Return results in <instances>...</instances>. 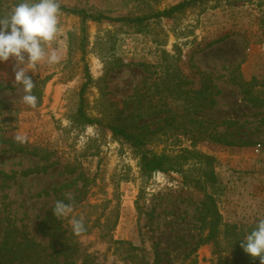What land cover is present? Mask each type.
<instances>
[{
	"label": "rangeland",
	"instance_id": "rangeland-1",
	"mask_svg": "<svg viewBox=\"0 0 264 264\" xmlns=\"http://www.w3.org/2000/svg\"><path fill=\"white\" fill-rule=\"evenodd\" d=\"M180 1L60 0V5L133 18ZM21 2L0 0V18ZM58 27L57 38L46 48L58 51L60 63L41 61L35 73L28 72L38 84L36 108L25 105L22 86H14L15 59L0 62V82L9 86L0 90V135H26L27 144L39 154L17 153L0 143V247L7 235L10 241L26 235L47 245L49 239L38 232L45 217L58 220L63 228L72 218L89 217L91 225L99 217L102 223L101 203L109 200L107 209L117 206L118 219L108 239L99 237L97 227L74 238L78 253L94 254L92 264H180L184 256L210 264L215 247L201 242L204 233L194 221L193 200L200 193L185 190L177 172H154L143 182L138 155L114 137L107 124L133 120L131 114L140 107L160 108L163 113L140 122L152 128L165 125L160 142L152 147L171 154L192 147L188 132L195 128L190 117L211 122L209 132L223 141L193 144L211 158L215 181L207 192L222 222L235 224L245 236L264 214V108L248 103L236 80L254 78L253 91L264 95V0H199L173 18H151L142 25L83 21L77 13L60 9ZM198 72H204L220 94L212 108L187 114L189 103L180 92L198 88ZM87 80L83 104L85 114L98 120L92 124L75 118L78 92ZM45 151L48 159L41 157ZM42 166L48 167L22 175ZM79 174L89 180L87 193L68 217L57 219L53 205L79 192ZM142 182L144 208L154 209L152 218L139 214L135 206ZM111 239L122 242L113 244Z\"/></svg>",
	"mask_w": 264,
	"mask_h": 264
},
{
	"label": "trees",
	"instance_id": "trees-1",
	"mask_svg": "<svg viewBox=\"0 0 264 264\" xmlns=\"http://www.w3.org/2000/svg\"><path fill=\"white\" fill-rule=\"evenodd\" d=\"M196 1L199 0H182L169 8L154 12L153 14L133 18L109 17L102 14H93L84 9L67 8L62 5H60V9L70 13H77L83 21L89 18L95 21H127L136 25H142L151 18H173L175 13L183 11L188 5ZM82 31H84V28H82ZM222 39L223 37L213 40L208 45L219 42ZM197 74L202 79L198 88L188 90L187 92H180V94L185 93V100L189 103L188 107L185 108L187 114L212 108L216 104V96L220 94V91L215 88V85L207 78L204 72H198ZM33 82L36 86L32 90V94L37 97L38 101L40 98L38 84L35 81ZM87 83L88 80L82 84L78 92L79 105L75 112V118L86 124H92L97 123L98 120L91 119L85 114L83 104V93ZM236 83L248 103L257 108H264V95L253 91L254 78L249 81L240 78L238 81L236 80ZM8 87V85L0 82V90ZM134 111L135 113L133 112L131 114L135 117L133 120L126 121V119H123L122 123H108L107 127L114 137L128 144L138 155L139 173L143 182H145L143 179L147 180L154 172H177L181 175L180 183L185 190L193 189L200 193L201 196L193 200L195 205L194 221L198 224L199 232L201 234L204 233L200 238L201 242L212 243L213 247H215L213 250L215 258L210 264H260L259 257L252 258L240 247L244 238L256 228L260 218L256 219L248 227V230H246L245 236H242L237 231L235 224H224L222 222V217L218 211L215 199L211 193L207 192V185L215 181V175L210 163L211 158L196 150L193 144L196 140H209L219 143L223 141L219 136H215L209 132L212 123H206L190 117L189 122L195 128L193 131L188 132L192 135L190 146L193 148L180 147L171 154L164 151L157 153L153 150L152 146L160 142L164 131H166L164 130L165 125L152 128L150 123L140 121L145 116L163 113V110L151 106L145 108L140 107V109H135ZM169 111L172 116V110ZM0 143L7 144L9 149L17 153H28L34 156L39 155L37 148L27 143L19 144L10 136L0 135ZM248 144L247 142L240 143V145ZM44 154L41 157L48 159L49 152L45 151ZM47 167L42 166L33 170L23 171L22 175L26 176L30 173L43 172ZM65 169H69L68 166ZM68 171L73 172L74 168ZM79 177H82L81 174H79ZM82 182L79 192L72 196V200H68V198L63 199L65 203H70L74 207L83 200L90 184L86 177H82ZM144 185H141L139 189L135 206L139 214L152 218L154 209L148 206L144 208V202L146 200L144 197L146 193ZM109 203V200H103L101 203L102 213L100 216H103L102 223L97 221L99 217L91 225L87 224L89 217L84 220L85 232H89L91 229L97 227L99 237L108 239L118 219L117 206H112L107 209ZM90 206L93 208L96 207V204ZM38 232L41 236L49 239L47 245H41L26 235L18 240L13 237V240L10 241V237L7 235L0 247V264H92L94 261V254L88 252L78 253L79 247L77 242L74 241L76 235L73 233L71 225L63 228V225L58 220L50 222V218L45 217L38 223ZM111 240L113 244L122 242L120 240ZM185 259L188 261L185 262ZM180 264H197V260L184 256Z\"/></svg>",
	"mask_w": 264,
	"mask_h": 264
},
{
	"label": "clouds",
	"instance_id": "clouds-1",
	"mask_svg": "<svg viewBox=\"0 0 264 264\" xmlns=\"http://www.w3.org/2000/svg\"><path fill=\"white\" fill-rule=\"evenodd\" d=\"M59 15L60 0H23L7 17L0 18V62L15 59L14 86H22L21 100L31 108L37 107V97L32 94L36 85L28 75L29 70L35 73L39 62L46 60L49 65H55L62 59L57 50L46 48L59 34ZM14 140L24 144L28 137L17 134ZM66 195L68 200L73 199L71 193ZM72 211V205L63 200H57L52 208L57 219L68 217ZM70 223L75 235L86 231L83 217L72 218ZM240 247L252 258L259 257L260 264H264V217L258 220L256 228L244 238Z\"/></svg>",
	"mask_w": 264,
	"mask_h": 264
}]
</instances>
